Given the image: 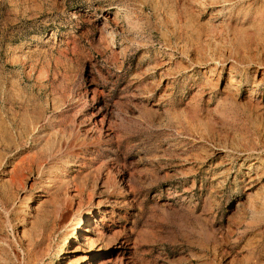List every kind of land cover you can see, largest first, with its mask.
Segmentation results:
<instances>
[{"label":"rangeland","instance_id":"1","mask_svg":"<svg viewBox=\"0 0 264 264\" xmlns=\"http://www.w3.org/2000/svg\"><path fill=\"white\" fill-rule=\"evenodd\" d=\"M261 63L264 0H0V264L91 214L108 264H264Z\"/></svg>","mask_w":264,"mask_h":264},{"label":"bare ground","instance_id":"2","mask_svg":"<svg viewBox=\"0 0 264 264\" xmlns=\"http://www.w3.org/2000/svg\"><path fill=\"white\" fill-rule=\"evenodd\" d=\"M99 32H100V37H99L98 43H100V46L104 49H109V48L112 49L115 46V42L111 38L110 35L111 34L114 35V33L109 31L108 25L106 23H103L102 26L99 28ZM118 53L121 54L122 50L118 51ZM248 66L250 68L251 67L254 68V71L256 73H260L262 76H264V63L257 64V65L248 64ZM243 73H244L243 66L230 65V74L228 78V81L230 82V84H235L236 86H239L241 82L240 76ZM255 76H257V74ZM260 82H261L260 78L254 79V83H260ZM74 202L75 201L71 200L69 201V203L63 202L60 205L58 204L57 208H58L59 214H62L69 207L71 208L75 207L76 202L75 203ZM81 216H82V213H81ZM63 218H64V215H63ZM102 220H103L102 217H100V219L97 220V216H93L92 214L90 215V217L87 219L86 225L84 226L83 230L79 231L80 236L74 238L75 241H78L77 246L72 250V251H75L74 255L70 256L69 253L65 251V249L62 250V254H63V251H65L67 253L66 258H69L66 264H108L110 261H112L113 258L117 257L120 253H122V251L124 250L123 244H120L119 242H113V241L109 242L108 244H104L103 242H101L103 240V232H102L103 230H102L101 224H99V221H102ZM80 223H81V220L76 224V226H78Z\"/></svg>","mask_w":264,"mask_h":264}]
</instances>
